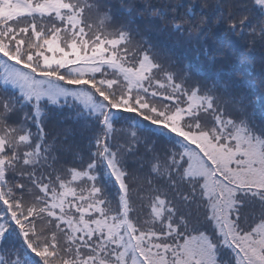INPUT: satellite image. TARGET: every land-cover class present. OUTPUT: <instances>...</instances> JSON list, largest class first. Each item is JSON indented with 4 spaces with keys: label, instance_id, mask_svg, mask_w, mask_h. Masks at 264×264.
<instances>
[{
    "label": "snow or ice",
    "instance_id": "snow-or-ice-1",
    "mask_svg": "<svg viewBox=\"0 0 264 264\" xmlns=\"http://www.w3.org/2000/svg\"><path fill=\"white\" fill-rule=\"evenodd\" d=\"M257 46L264 0H0V264H264Z\"/></svg>",
    "mask_w": 264,
    "mask_h": 264
},
{
    "label": "trees",
    "instance_id": "trees-1",
    "mask_svg": "<svg viewBox=\"0 0 264 264\" xmlns=\"http://www.w3.org/2000/svg\"><path fill=\"white\" fill-rule=\"evenodd\" d=\"M113 4L119 5L121 0H112ZM151 40L159 45L161 48L167 50L169 55L173 58L177 69L183 68L186 65L191 66V71L194 74H199L202 77H208L209 82L211 78L216 76L218 73L209 68L205 62V57L195 46H190L186 43H183L175 36L171 35L168 31L161 28L159 31H154L150 34ZM248 60L252 61L257 69L261 67L262 62H264V49H261L259 46L254 51L247 53ZM234 66L239 68L240 73L244 72L248 68V64H235ZM217 69L221 65L216 66ZM238 73V75L240 74ZM220 75H227V68L224 72L219 73ZM257 123H259V108L257 109ZM63 120V123H59V120ZM78 128L79 125L75 123L70 118L57 117L54 120L48 122L47 131H51L52 134L59 132L61 135H64L65 132L76 133L78 138ZM71 138V136H70ZM51 139V136L49 137Z\"/></svg>",
    "mask_w": 264,
    "mask_h": 264
}]
</instances>
